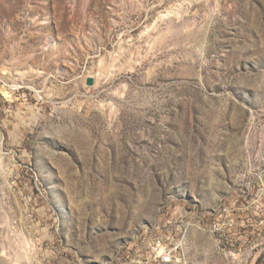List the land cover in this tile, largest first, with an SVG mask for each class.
<instances>
[{
	"label": "rangeland",
	"instance_id": "obj_1",
	"mask_svg": "<svg viewBox=\"0 0 264 264\" xmlns=\"http://www.w3.org/2000/svg\"><path fill=\"white\" fill-rule=\"evenodd\" d=\"M168 227L264 264V0H0V264H141Z\"/></svg>",
	"mask_w": 264,
	"mask_h": 264
},
{
	"label": "built area",
	"instance_id": "obj_2",
	"mask_svg": "<svg viewBox=\"0 0 264 264\" xmlns=\"http://www.w3.org/2000/svg\"><path fill=\"white\" fill-rule=\"evenodd\" d=\"M186 241L187 235L182 228L168 227L147 241V258H142L140 263L180 264L182 261L180 250L183 249Z\"/></svg>",
	"mask_w": 264,
	"mask_h": 264
},
{
	"label": "water",
	"instance_id": "obj_3",
	"mask_svg": "<svg viewBox=\"0 0 264 264\" xmlns=\"http://www.w3.org/2000/svg\"><path fill=\"white\" fill-rule=\"evenodd\" d=\"M87 84H88V85H93V84H94V78H93L92 76H89V77L87 78Z\"/></svg>",
	"mask_w": 264,
	"mask_h": 264
},
{
	"label": "bare ground",
	"instance_id": "obj_4",
	"mask_svg": "<svg viewBox=\"0 0 264 264\" xmlns=\"http://www.w3.org/2000/svg\"><path fill=\"white\" fill-rule=\"evenodd\" d=\"M5 93V92H4ZM7 93V92H6Z\"/></svg>",
	"mask_w": 264,
	"mask_h": 264
}]
</instances>
